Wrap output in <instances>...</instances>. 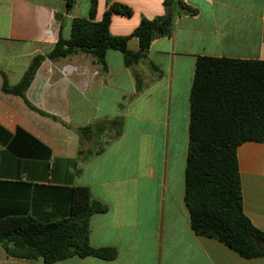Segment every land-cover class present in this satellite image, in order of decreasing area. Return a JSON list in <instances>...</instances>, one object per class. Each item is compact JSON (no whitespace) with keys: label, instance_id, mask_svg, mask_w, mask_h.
Listing matches in <instances>:
<instances>
[{"label":"crops","instance_id":"crops-1","mask_svg":"<svg viewBox=\"0 0 264 264\" xmlns=\"http://www.w3.org/2000/svg\"><path fill=\"white\" fill-rule=\"evenodd\" d=\"M196 15L176 19L170 37L156 39L146 63L132 68L108 51V71L92 54L46 58L25 92L17 86L33 59L70 39L75 18H89L91 0H0V216H32L42 222L68 218L74 187H88L108 206L91 219V244L113 247V261L71 257L56 264H264L222 242L196 235L185 203L190 94L199 57L264 61V0H183ZM133 9L115 14L110 33L130 36L142 18L164 15V0H112ZM109 8L98 0L95 21ZM129 48L139 50L133 38ZM145 89L138 94L135 74ZM123 104V108H121ZM124 117V133L90 161V143L76 128ZM101 141V140H100ZM243 205L264 232V144L238 149ZM0 264H43L11 257L0 246Z\"/></svg>","mask_w":264,"mask_h":264},{"label":"trees","instance_id":"trees-1","mask_svg":"<svg viewBox=\"0 0 264 264\" xmlns=\"http://www.w3.org/2000/svg\"><path fill=\"white\" fill-rule=\"evenodd\" d=\"M109 8L96 22L98 0H91L89 18H75L70 39L62 37L47 56H37L21 82L4 91L24 96L42 62L67 58L75 53L94 56L108 71V51L122 53L124 65L132 68L146 63L159 78L164 72L148 58L152 43L170 37L177 18L196 15L197 10L183 0H164L163 16L142 18L126 37L110 33L112 17H131L132 8L106 0ZM78 0H66L70 14ZM137 39L139 50L129 48ZM136 90L145 89L141 75L135 74ZM123 108V104H121ZM124 117L107 118L76 128L83 141L100 145L89 151L85 161L103 153L124 133ZM101 145V142L105 140ZM101 140V141H100ZM247 142L264 144V61L202 56L197 59L190 94L189 152L186 163L185 203L196 235L212 238L244 258L264 257V232L246 216L238 149ZM108 206L95 199L88 187H74L68 218L42 222L32 216H0V246L11 257L56 264L74 256L113 261L119 252L113 247L91 244V219L106 213Z\"/></svg>","mask_w":264,"mask_h":264},{"label":"rangeland","instance_id":"rangeland-1","mask_svg":"<svg viewBox=\"0 0 264 264\" xmlns=\"http://www.w3.org/2000/svg\"><path fill=\"white\" fill-rule=\"evenodd\" d=\"M106 140H107V139L103 140V141L101 142V145L104 144ZM90 145L92 146L93 151H94V150H97V148L100 146V145H98V144H94V142H93V143H90Z\"/></svg>","mask_w":264,"mask_h":264}]
</instances>
